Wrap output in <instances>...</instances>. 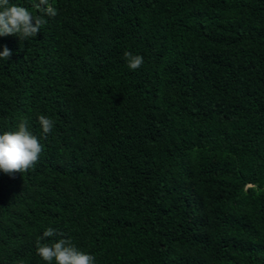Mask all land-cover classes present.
I'll return each instance as SVG.
<instances>
[{
  "label": "trees",
  "instance_id": "obj_1",
  "mask_svg": "<svg viewBox=\"0 0 264 264\" xmlns=\"http://www.w3.org/2000/svg\"><path fill=\"white\" fill-rule=\"evenodd\" d=\"M51 3L0 37V133L44 146L0 173V264H45L47 228L96 264H264V0Z\"/></svg>",
  "mask_w": 264,
  "mask_h": 264
},
{
  "label": "clouds",
  "instance_id": "obj_2",
  "mask_svg": "<svg viewBox=\"0 0 264 264\" xmlns=\"http://www.w3.org/2000/svg\"><path fill=\"white\" fill-rule=\"evenodd\" d=\"M32 9L0 0V37L15 36L20 41L35 38L47 23L46 18L55 17L56 7L51 0H34ZM12 57V51L3 46L0 61ZM124 57L130 71L138 70L144 63L143 57L125 52ZM41 133L47 138L54 121L44 115L38 117ZM44 150L40 138L30 129L27 119L21 120L15 130L0 133V173L20 175L33 169ZM50 240L47 243L41 241ZM36 255L45 264H96V257L78 248L71 239L59 235L53 228L43 231L36 244Z\"/></svg>",
  "mask_w": 264,
  "mask_h": 264
}]
</instances>
